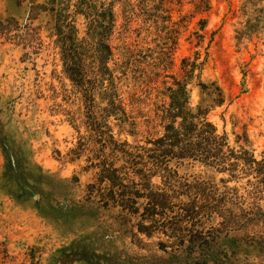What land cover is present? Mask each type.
<instances>
[{
    "label": "rangeland",
    "instance_id": "374dc122",
    "mask_svg": "<svg viewBox=\"0 0 264 264\" xmlns=\"http://www.w3.org/2000/svg\"><path fill=\"white\" fill-rule=\"evenodd\" d=\"M195 1L170 0L167 4L172 22L177 23L178 38L170 63L164 59L165 69L159 63L155 26L132 19L126 27L122 5L115 6L114 62L123 61L124 46L137 59L148 56L153 60L140 59L144 63L140 70H130V79L121 81L128 121L135 126L111 121L112 133L131 145L159 135L153 110L159 104L163 82L170 85L173 78L181 80L182 60L191 61L198 52V61L205 60L200 80L214 82L224 97V104L210 111L209 120L218 133L227 134L231 146L236 145L235 135L246 139L259 159L264 154V0H208L206 12L197 11ZM23 17L12 0H0V18H12L10 23H16L19 30L11 35L24 37ZM199 21L206 24L202 31ZM32 27L40 28L41 41L40 47L37 41L31 44L33 50L24 49L19 38L0 37V131L13 153L8 159L0 146V264H89V252L108 253L116 264L129 258L133 264H144L138 258L149 261L161 256L155 243L164 237L139 236L146 244L140 248L119 234L123 229L116 227L113 211L88 203L85 190L94 181V171H83L85 157L70 162L68 155L79 136L68 114L78 115V103L61 74L45 21L36 20ZM26 52L28 57H24ZM139 74H145L148 84L133 79ZM194 83L195 79L188 85L191 106L209 105L211 98ZM84 134L80 128V135ZM178 174L210 179L221 190L236 187L244 195L245 180L224 185L220 179H227L226 175L197 164L180 168ZM239 238L229 235L221 240L218 249L226 255L225 264H262L261 253ZM65 250L67 258L62 256Z\"/></svg>",
    "mask_w": 264,
    "mask_h": 264
},
{
    "label": "trees",
    "instance_id": "16d2710c",
    "mask_svg": "<svg viewBox=\"0 0 264 264\" xmlns=\"http://www.w3.org/2000/svg\"><path fill=\"white\" fill-rule=\"evenodd\" d=\"M134 1L12 0V6L24 14V37L11 35L19 31L16 23H10L12 18H0V37L10 41L11 37L19 38L24 49L33 50L31 44L37 41L40 47L41 41L40 28H33L32 24L39 19L45 21V30L57 50L61 74L70 83L78 103V115L68 114L69 124L79 134L68 155L70 162L85 157L83 171H94V181L85 190L88 203L113 211L116 227L123 229L119 234L140 248L146 244L139 236L165 238L155 243L161 256L155 255L148 258L149 261L138 258L139 261L144 264H225L226 255L218 249L221 240L229 235H240L238 241L257 249L264 264V154L257 159L248 141L238 135H235L236 145L231 146L227 134L218 133L209 120L210 111L221 107L224 97L214 82L200 80L205 60L198 61V52L193 60H182L181 80L173 78L170 85L163 82L165 87L159 92V104L153 110L161 129L159 135L143 144L131 145L126 140L116 139L112 133L111 121L121 126H135L128 121L121 81L130 79V70H140L139 65L144 64L140 59L153 60L148 56L137 59L124 46L121 47L123 61L114 62L115 48L111 39L116 29L115 6L122 5L126 27L132 19L155 26L162 69H165L164 59L170 63L178 38L177 23L172 22L167 7L170 0ZM194 6L199 12L210 9L208 0L195 1ZM198 25L202 31L206 24L199 21ZM28 55L24 53V57ZM139 75L133 79L147 83L145 74ZM193 79V85L211 98L209 105L191 106L188 85ZM80 128L84 135H80ZM0 146L8 159L13 156L2 131ZM196 164L226 175L227 179H220L224 185L245 180L244 195L239 194L236 187L223 186L221 190L210 179L179 176L180 168ZM66 252L68 250L63 252L64 258L68 256ZM87 255L89 264H116V258L108 253L89 252ZM133 262L129 258L117 264Z\"/></svg>",
    "mask_w": 264,
    "mask_h": 264
}]
</instances>
